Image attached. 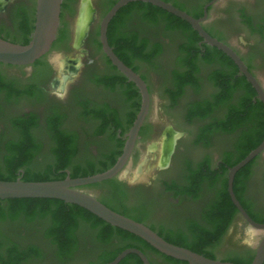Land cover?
<instances>
[{"label":"flooded vegetation","instance_id":"af4514ba","mask_svg":"<svg viewBox=\"0 0 264 264\" xmlns=\"http://www.w3.org/2000/svg\"><path fill=\"white\" fill-rule=\"evenodd\" d=\"M137 1L140 0L128 2L122 6L124 9L118 10L111 18L106 32L108 44L116 56L125 64L127 63V66L138 73L145 81L149 94L150 86L146 75L140 70L142 66L149 71L150 75L167 81L165 90L166 94L171 97V107H179L180 100L188 95L182 109L186 108L188 123L195 124L197 134L194 145L203 154L199 160L189 159L188 148L179 145V140L187 134V131L176 130L177 132H183V135L177 137L167 165L159 167L160 172H167L168 175L160 178L159 181H155L157 184H154V191L147 190L143 186L134 188V190H139L150 199L158 198L166 208L165 218L161 217L157 221L156 219H154L155 221L152 220V218L157 217L154 210L155 205L152 211L149 212L148 210L151 209H147L141 204L136 205L135 202H130L126 197L122 199L123 204H113L115 206L111 208L146 224L164 239L178 243L206 257L248 264L252 260L255 251L252 243H241L243 242L241 235L226 240L233 230H239V233L243 234L245 227L249 229V223L240 214L229 196L227 173L228 168L233 166L231 164L240 159L241 154L238 152V145L242 142V139L247 137V139L257 141L262 133L260 125L263 124L262 120L264 119L263 102L258 97L252 84L239 71L235 62L223 50L205 42L189 22L159 7L163 10L162 12H153L159 18V22L154 24L143 23L140 13H144L146 10L141 3H135ZM164 1L185 11L194 18H199V24L203 30L211 37L232 48L243 61L247 70L258 81L251 65L247 63L238 48H242L250 55L264 60V0ZM35 2L36 0H6L5 4L2 7L0 6V25L2 23L6 24L8 28H12L13 34H8L0 28V36L16 43L24 41L23 37L25 34L27 35L28 26L34 24ZM73 2L74 0H62L58 32L63 27L61 23L63 12L69 6L71 8ZM108 2L109 0H95L96 6H99L102 10V16L110 8L103 13V10L108 6ZM89 3L93 8L90 0ZM15 21L17 23H14ZM236 29H243L245 33L234 37ZM66 30L65 41L69 36L68 30ZM96 32V42L100 44L98 26ZM30 34L28 37H30ZM90 34L88 28L81 43L85 46L83 50L85 54L78 61L76 73L74 75H70L69 72L64 73L69 76L64 89L60 88L63 74L59 86L55 87L53 83H57L55 81L57 80L58 70L50 62L45 61V63L35 66L32 73L33 82L28 86L36 91L34 97L44 99L56 108V113H53V116L55 114L61 116L57 134L61 133L59 139H64L65 145L62 143L64 140H59V143L53 148V150L55 149L53 152L52 147L49 145L46 150L47 155L51 159H54L56 155L58 158L65 156L71 161L72 166L76 165L82 169L87 167V162L89 166L90 161H94V163L101 161L102 154H107L110 147L105 142L106 134L94 135L92 133L84 135L81 132L67 128L68 115L65 112L64 102H71L77 98L83 104L85 111L101 110L105 106L109 107L111 110L118 112L121 122L127 120L128 110H130V104L127 109V107H120V105L108 100L95 99L92 94L86 92L89 79L98 75H96V60L89 54ZM57 36L58 33L56 38ZM54 42L47 54L53 50ZM96 48H98L97 45ZM98 49L101 52L102 60L105 62L104 72L99 79L115 80L114 75L119 71L102 51L101 46ZM32 65H36V63L34 62L29 66ZM222 74L231 77L227 83L228 88L225 89V93L223 90L224 85L220 81ZM206 79L210 82L209 89L206 87ZM238 80L240 85H238ZM46 81L51 84V87H46V84H44ZM125 81L127 86H136L127 78ZM1 82L10 85L17 91L28 89V87L21 88L16 81L8 79L0 72ZM194 82L196 83L195 86ZM259 84L264 91L262 84L260 82ZM118 89L123 90L119 87ZM192 89H195L196 92L189 97V91L191 92ZM203 91H206V93L201 94ZM227 91L230 93L229 98L225 95ZM246 92H248L253 105L246 112L245 120L229 133L221 130L218 124L226 118L227 103H236L241 96L247 94ZM174 93L175 97L173 98ZM19 97L32 96L10 94L7 98L4 89L0 88V120L8 118L9 113L13 110L12 99ZM221 98L225 99L226 103L224 101L221 104ZM224 104L226 107H222ZM193 111L202 114L188 116ZM222 111L223 115H220ZM30 116L36 118L33 119L35 124L29 127L23 137H19L20 134L17 130H14L10 125L4 126L0 123V159L5 157V159L16 160L19 153L18 150L12 147L19 139L27 138L31 143L40 145L39 153L37 152L30 159L29 165L40 161V154L45 149L41 138V125L43 122L40 116L30 111L10 115L11 119L17 118L25 123L29 121ZM146 120L147 116L140 127L130 161L135 157L138 142L144 134H147L144 133ZM91 121L94 127L98 125V120L91 119ZM126 132L122 136L123 142L125 141ZM221 137L226 139L228 137L229 143L221 155L215 156L213 152L214 145ZM33 144L18 149L20 152L25 151V156L28 157L33 153ZM95 147H99L97 150L102 154L96 153L94 151ZM183 161L186 162L184 167ZM262 167L264 168V152L238 169L232 184L234 195L242 208L253 221L259 223H264V169ZM17 172L16 178H23V170L20 169ZM65 174V176H70V169H66ZM115 178L124 182L122 179ZM88 187L95 188L98 186L88 185ZM82 189L91 192L85 186ZM225 190L230 199L231 206L229 207L224 204L225 202L222 199ZM91 193L99 199L96 193ZM8 199L0 201V224L8 221L7 214L10 212V207L6 203ZM50 209L53 210L54 206ZM169 216L173 219L168 220L167 217ZM27 222L34 226L32 229L34 234L29 242L19 243V241L11 242V240L0 239L2 243L0 244L1 257L8 260L12 259L16 261V264H41L44 251L49 253L52 251L50 255L57 263L95 264L111 260L124 248H136L146 256L150 264H188L185 260L176 259L157 251L139 236L126 230L124 232H113L109 228L107 230L106 225L95 218H88L87 223L77 212L74 213V217L71 218L70 222L62 226L58 225L59 227L54 224L55 220L49 219V217H35L34 220H27ZM113 227L116 228V226ZM46 229L50 230L47 235V239L50 241V249L47 248L48 250L40 243L41 235ZM225 242L234 245L235 249H233L232 255L223 257L219 255V250ZM117 264L144 263L138 254L128 253ZM262 264H264V260Z\"/></svg>","mask_w":264,"mask_h":264},{"label":"rangeland","instance_id":"374dc122","mask_svg":"<svg viewBox=\"0 0 264 264\" xmlns=\"http://www.w3.org/2000/svg\"><path fill=\"white\" fill-rule=\"evenodd\" d=\"M93 8L91 7L89 0H74L73 5H71V10L66 9L62 15V25L65 29L68 30V39L59 41L54 45L53 50L41 59V62L32 66H12L0 63V72L3 73L8 79L16 81L21 88H26L30 83L33 82V71L35 66L41 64L42 62H50L53 67H56L58 70L59 76L56 75L57 83H53L55 87H58L61 82L60 70L63 72L67 70L68 67L78 66V61L83 57L85 52L83 51L85 46L81 45L85 27L89 23L87 30H90V39H89V54L96 60V75L89 79L88 86H86V92L92 94L95 99H104L112 103L124 107V100L120 95V89L111 91L109 88H106L104 84L100 82L99 77L104 72L105 62L101 58V52L96 48V31L97 26L102 16V10L99 6H96L95 0H90ZM14 23H17L16 21ZM0 28L8 34H13V29L8 28L6 24L0 25ZM66 30V31H67ZM245 33L243 29H236L234 37L237 35ZM241 54L244 56V59L249 63L257 77L258 81L262 84L264 88V60L260 57L250 55L246 50L238 48ZM67 60L69 63L67 66H61L62 60ZM69 59V60H68ZM71 62V63H70ZM140 70L143 74L146 75L148 83L150 86V106L149 112L147 115L145 131L147 134L141 138L137 144V151L135 157L130 161L128 165V174L126 178H123L124 182L128 184L129 189H134L137 186H143L147 190H155L154 184H157L155 181H159L160 178L165 177L167 172H160L159 167L166 166L168 162H165V152L170 148L171 143L174 141L176 130H186L187 134L179 140V145L187 147L188 158L192 160H199L202 157V151L194 145V139L197 134L195 124H189L186 119V108L182 109L183 103L187 99V96H184L180 100L179 107H171L172 100L171 97L166 94V84L165 79L160 77H154L150 75L149 71L145 67H140ZM204 73V72H203ZM205 78V77H204ZM206 87L210 88V82L208 79L205 81ZM46 87H51V84L46 81ZM206 88V89H207ZM205 89V90H206ZM208 91V90H207ZM196 90L192 89L189 91V97L195 94ZM206 93V91L201 92ZM12 113H20L24 111H30L37 113L40 116L42 123V143L45 145V149L40 154V161L28 165L27 170L33 173L43 172L46 169H49L50 165L54 162L53 159L47 155V149L50 145V131L48 127V119L53 116L54 110L56 108L49 102L38 97H19L12 99ZM65 112L68 115L66 127L70 130L78 131L84 135L92 134L94 130V125H92L91 119L84 115L85 109L81 101L77 98L70 101H65ZM64 112V111H63ZM10 115L8 118H3L0 120L1 124L4 126L10 125ZM220 115H223V111L220 112ZM6 119V120H5ZM7 123V124H6ZM163 136L165 140L161 145ZM107 138V136H106ZM229 138L221 137L219 141L214 145V155L219 156L222 154L224 148L227 147L229 143ZM106 141V140H105ZM154 143H156L155 148L150 152L147 161L142 166V169L138 171V166L143 158H145L148 148H150ZM112 150L111 145L108 144ZM161 146V147H160ZM174 146V145H173ZM99 147H95L94 151ZM107 153V152H106ZM169 161V160H168ZM183 167L186 165V162L183 161ZM263 168V167H262ZM264 169V168H263ZM87 190L96 193L99 197L104 196L103 192L105 190L104 186H98L95 188L85 187ZM130 202H135L134 197H128ZM25 204H28L29 201H25ZM155 214L156 221L166 217V208L164 204L160 202L157 198L155 202ZM15 218L7 219L8 221L0 224V239H6L13 241H19V243H27L30 238L33 236L34 232L32 231L33 225L28 223L27 220H34V216L26 217V219L21 218V215L17 214ZM168 220L173 219L171 216L167 217ZM155 221V220H154ZM229 237L226 238H237L241 235V243L251 244V239L249 237V229L245 227L243 234L239 233V230H233L229 233ZM27 235V237H25ZM42 238L40 243L44 245L45 249H50V241L47 239L46 231L42 233ZM240 237V236H239ZM47 249V250H48ZM234 245L228 242L222 244L219 255L221 256H230L234 252ZM52 251H50L51 253ZM49 252L44 251V256L41 259V264H65L57 263L53 260V257ZM3 256V255H2ZM6 259V258H5ZM12 264V263H11Z\"/></svg>","mask_w":264,"mask_h":264},{"label":"water","instance_id":"95a60500","mask_svg":"<svg viewBox=\"0 0 264 264\" xmlns=\"http://www.w3.org/2000/svg\"><path fill=\"white\" fill-rule=\"evenodd\" d=\"M136 0H116L115 3L107 10L100 18L98 23V38L101 44L102 51L108 56L111 63L116 69L122 73L128 80L132 81L138 88L141 101L136 117L126 132L125 141L120 155L112 166L104 171L94 173L82 177L66 176L63 179L57 180H42V181H25L20 178L15 180H0V201L8 198H51L59 199L66 203L76 204L85 208L105 222L126 230L141 239L157 251L174 257L176 259L185 260L188 264H237L231 261L213 259L202 254L194 252L188 248L178 246L168 242L161 237L156 231L146 224L136 221L131 217L123 215L99 200L93 193L87 192L82 187L108 180L114 177L119 179L126 178L128 174V165L130 163L131 154L138 138L140 127L144 123L150 106V94L145 81L138 73L133 71L122 60H120L113 52L107 40V26L111 18L125 4ZM161 7L180 18L189 22L192 27L203 37L208 44L216 46L223 50L238 66L247 80L255 88L258 97L264 105V91L255 77L247 70L245 64L240 59L238 54L228 45L211 37L200 26L199 18H194L185 11L178 9L169 2L164 0H140ZM62 0H36L33 29L30 38L25 44L12 42L0 37V63L29 66L36 60L46 55L52 47V44L58 33L60 25V10ZM91 22V19L89 23ZM83 36L86 34L87 27ZM77 70H69L70 75H74ZM69 78L68 74H63V81L66 82ZM64 89V86L61 88ZM183 132L178 131L174 137H180ZM169 150L168 157L170 158L173 150V145ZM264 152V137L262 141L252 150H250L240 161L228 168L227 173V190L231 201L236 206L240 214L249 223V235L251 243L255 248L254 256L248 264H262L264 260V223L253 221L246 211L242 208L236 199L232 184L233 178L238 169L248 163L251 159ZM136 253L140 256L144 264H150L146 256L136 248H125L120 251L111 261L95 263V264H117L126 254Z\"/></svg>","mask_w":264,"mask_h":264},{"label":"trees","instance_id":"16d2710c","mask_svg":"<svg viewBox=\"0 0 264 264\" xmlns=\"http://www.w3.org/2000/svg\"><path fill=\"white\" fill-rule=\"evenodd\" d=\"M115 1L116 0H109V2L107 3L108 6L106 7L105 10H103V13L109 7H111L115 3ZM135 3H141V5H143L145 7L146 11H144V13H140V17L142 18L143 23L145 22V23H149V24H151V23L154 24V23L159 22V20H158L159 18L155 14H153V12L154 13L156 11L162 12L163 10H161L159 7H157L151 3H148V2L137 1ZM67 6H68V4H67ZM122 8L124 9V7H121L119 9V11ZM69 10H71L70 6H69ZM32 29H33V26L29 25L28 29L26 31L27 35L25 34L23 37V39H25V40L20 42V44L27 43V41L30 38V37H28V35L31 33ZM0 37H2V36H0ZM65 37H66L65 28L61 27L59 29L58 36L54 42V45L57 44L60 40H65ZM12 42H14V41H12ZM96 45L98 48L101 46L98 42H96ZM39 62H41V59H38L35 61L36 64ZM42 63H45V62H42ZM126 65H128V64L126 63ZM114 76H115L114 78H116L115 80H111V79L106 80V79L100 78V82L102 84H104V86L106 88H109L111 91L117 90L118 87L123 88V90H119V91H120V95L122 96L124 103H125L124 108H126L130 104L129 105L130 110H128L129 111L128 112V118L126 115L127 120L124 122H121V119L119 117L118 112L116 110H111V108L106 107V106L104 107V109L101 108V110H94V111L86 110L84 113V115L86 117H88L89 119L98 120V125L94 127L93 134L94 135L106 134L107 138H106L105 142L107 143V145L110 144L113 146L112 147L113 149L111 151H109L107 154L101 153L102 154L101 161H99L98 163H96V162L94 163V161H90L89 166H88V162H87L86 163L87 167H84L82 169V168H78L76 165L72 166L71 161H69V159H67L65 156H60V158H58L56 155L55 158L53 159L54 162L52 163V165H50L49 169H46L45 171L39 172V173L29 172L27 170V168H28L30 159L32 157H34V155H36L37 152L39 153L40 150H38V149H39L40 145L38 146L37 144L31 143L30 140H28L27 138L23 139V140L19 139L15 143V146L12 147V148H15V150H18V153H19L16 160H12L11 158L5 159V157L0 159V180H15V179H17L16 178V175L18 173L17 171H19L20 169H22L24 172L23 178H21L22 180H25V181H42V180L63 179L66 177L65 176L66 175L65 174L66 169H70V171H71L70 177H82V176H87V175H91L94 173L104 171L107 168H109L110 166H112L122 151V147L124 144L122 136L131 127V125H132V123L136 117V114L139 110L140 101H141L140 100L141 96H140V93H139L138 88L136 86H134V85H132L131 87L127 86L126 85L127 83L125 81L126 77L121 75L119 72H117ZM221 77H222V79L220 81L222 82V85H224L223 90L225 93V91H226L225 89L228 88L227 83L229 81V78H231V77L230 76L228 77L225 74H222ZM191 82H193V81H191ZM239 82L240 81L238 80V85H240ZM195 85H196V83L194 82V86ZM0 88L4 89L7 98L9 97L10 94H16L17 96H19L20 94H24V95L32 96V97L36 96V91H34L33 88H29V87H28V89L26 88L24 90L17 91L16 89L12 88L10 85L1 82ZM246 93L247 94H244V96H241L240 99L236 103H230L229 102V103H227L228 107H226L225 104L222 105V107L223 106L226 107V118L223 119L222 121H220L218 124V127L221 130L229 133L233 128L241 125L242 122L245 120L246 112L253 105L251 99L249 98L248 92H246ZM225 95L228 98L230 97V93L228 91L226 92ZM172 97L173 98L175 97V93ZM224 101H225V99H222V100H220V103L222 104ZM225 103H226V101H225ZM127 109H128V107H127ZM54 113H56V110H54ZM193 114L201 115L202 113H199V112L197 113L196 111H193V112L189 113L188 116H192ZM34 118H35L34 116H30L29 121L27 123L20 121L17 118H15V119L10 118L11 119L10 126L14 130H17L18 134H20L19 137H21V136L23 137V135H26V131H28L29 127H31L32 125L35 124L34 123L35 121H33ZM60 120H61V116L56 115V114L48 119V127L50 128L49 131H50V135H51L50 136V146L52 147V152L55 151V149L53 150V148L59 143V140L60 141L64 140L62 138L59 139V135L61 133L57 134V131L59 130L58 126H59ZM262 123L263 124L260 125V129H262V133L259 135V138L257 141L250 140V139H247V137H245L242 139V142L239 143L238 152L241 154V156H240V159L238 161H240L250 150L255 148L262 141V139L264 137V119L262 120ZM142 129H144V128L142 127ZM72 136L74 137L75 135H72ZM62 143H64V145H65V140ZM30 144H33L32 147L34 148V150H33V153L31 156L26 157L25 151L20 152L18 148L22 149V147L28 146ZM62 153H63V151H62ZM237 162L232 163L231 165H234ZM101 185L104 186L105 190L103 192L104 196L99 197V199L105 205L109 206L110 208L112 206H115L113 204L121 205L123 198H125V197L130 198V196H132L135 199L134 201H135L136 205L141 204V205L147 207V209L148 208L151 209V210H148L150 212V211H152V209L155 205V202L157 201V198L156 199H153V198L150 199V198L146 197L142 192H140L137 189H135V190L129 189L127 187V185L125 184V182L117 180L115 177L108 179V180L98 182V183L90 184L89 186H101ZM87 186H85V187H87ZM222 196H223L222 199L225 202L224 204L228 207L231 206V204L229 202L230 199L228 197V193L226 192V190L222 194ZM25 201H29V203L25 204L24 203ZM6 203L10 207V210H9L10 212L7 214V219H11V220L13 218H15L14 216H16L17 214L21 215V217H24L25 219L27 216L28 217H31V216L43 217V218L49 217V219L55 220L54 224L56 226H58V225L62 226L63 224L70 222L71 218L74 217V213L77 212V214L79 216H82V218H84L85 221H87V223H88V218L89 219L95 218L96 220L103 222L106 225L107 230L109 228V229H112L113 232H124L125 231V230L120 229L118 227H116V228L113 227L112 225H110L109 223H106L101 218L97 217L96 215H94L90 211L84 209L83 207H80L78 205L71 204V203H66V202L59 200V199L13 198V199L6 200ZM52 206H54L53 210L50 209ZM111 209H113V208H111ZM119 213H121V212H119ZM121 214L125 215L124 213H121ZM49 231H50L49 229H46V235H48ZM167 241L171 242L169 240H167ZM171 243H173V242H171ZM0 244H2V243L0 242ZM173 244L181 246L178 243H173ZM121 249H123V248H121ZM192 251H194V250H192ZM194 252H196V251H194ZM111 260H107L104 262H108ZM11 263L16 264V261H14L12 259H9V260L4 259L3 257L0 256V264H11ZM237 264H240V263H237ZM243 264H247V263H243Z\"/></svg>","mask_w":264,"mask_h":264},{"label":"bare ground","instance_id":"6f19581e","mask_svg":"<svg viewBox=\"0 0 264 264\" xmlns=\"http://www.w3.org/2000/svg\"><path fill=\"white\" fill-rule=\"evenodd\" d=\"M5 2H6V0H0V6L2 7L4 4H5ZM69 60V59H68ZM68 61L65 59V60H62V62H61V66H67L68 65ZM71 63V62H70ZM78 69V67L76 66V67H68L67 68V70L65 71V72H63L62 71V69L60 70V75H62V74H64V73H67L69 70H77ZM63 86H65V83H64V81H63V79H62V83H61V85H60V88H62ZM177 132V131H176ZM164 140H165V136H163V138H162V141H161V145H162V143L164 142ZM174 141H176V139H174ZM175 144V143H174ZM155 146H156V143H154L150 148H148V150H147V153H146V156H145V158H143L142 159V161L140 162V164H139V166H138V171H140L141 169H142V166L144 165V163L147 161V159H148V157H149V154H150V152L155 148ZM161 147V146H160ZM171 147H172V143H171V146H170V148L165 152V157H166V160H165V162H168V160H169V157H168V155H169V150L171 149Z\"/></svg>","mask_w":264,"mask_h":264}]
</instances>
